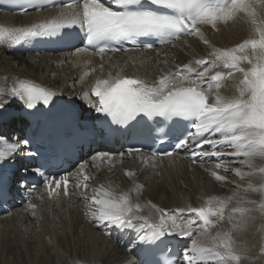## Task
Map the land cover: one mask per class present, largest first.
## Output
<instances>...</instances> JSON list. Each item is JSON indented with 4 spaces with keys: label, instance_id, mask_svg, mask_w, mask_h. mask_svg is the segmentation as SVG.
<instances>
[{
    "label": "snow or ice",
    "instance_id": "6c2138e0",
    "mask_svg": "<svg viewBox=\"0 0 264 264\" xmlns=\"http://www.w3.org/2000/svg\"><path fill=\"white\" fill-rule=\"evenodd\" d=\"M25 2L35 11L49 6L43 0ZM51 6L59 9L56 15L27 26H0V46H27L37 39L62 37L65 30L75 29L74 35H79L86 46L77 48L73 55L79 57L91 49L101 61L109 53L149 51L157 45L174 49L181 40L187 45V37L210 48L205 56L175 63L174 70L163 71L151 83L125 75L123 68L115 73L109 70L106 77H97L82 96L89 104L93 103L91 97L97 98L95 111L110 117L112 124L162 118L185 125L176 137L174 151H153L143 156L140 148H128L119 154L121 158L140 154L145 166L155 168L161 156L172 157L179 155L178 150H185L193 164L199 161L203 165L201 157L215 158L216 170L205 169L215 181H227L217 171L222 170L231 172L242 183L235 185L232 196L207 197L200 206L186 204L174 209L141 203L144 185L135 181L134 171L124 173L133 182L129 190L118 191L110 183H101L89 194V182L96 177L88 169L100 170L107 164L111 170L113 166L111 153L97 152L79 162L75 171L52 174L42 170L43 166L25 168L20 189L41 201L45 196L50 200L78 196L85 204V216L94 226L135 233L130 241L135 256L155 251L163 238L176 236L186 239L187 244L181 256L164 264H241L246 257L238 251L233 233L246 225L252 213L264 215V0H61ZM238 20L247 25L249 35L232 47H216L202 30L210 26L219 31L220 24ZM138 38H146L147 42L138 44ZM122 41L132 42L133 47H122ZM163 63L169 61L164 59ZM90 64V60L85 61L86 66ZM109 65L110 69L116 67L111 57ZM99 69L103 73V62ZM94 72L95 67H86L80 82ZM229 78L235 81V94L225 96L220 90ZM0 94L23 101L28 109L40 103L49 105L57 95L32 80L19 78H13L11 87L0 89ZM7 98L0 99V108L10 102ZM22 143L27 145L28 141ZM20 150L21 142H10L0 135V162ZM229 164L240 166L230 168ZM29 174L38 179L29 183ZM37 185H42L40 191ZM249 193L259 194V203L248 199ZM233 201L237 206L229 210ZM36 208L29 200L25 210L31 209L35 216ZM145 209L148 214H144ZM225 221L231 225L227 230L223 228ZM105 234L111 235V231ZM128 264L137 261L129 260ZM139 264L161 262L140 260Z\"/></svg>",
    "mask_w": 264,
    "mask_h": 264
},
{
    "label": "bare ground",
    "instance_id": "6f19581e",
    "mask_svg": "<svg viewBox=\"0 0 264 264\" xmlns=\"http://www.w3.org/2000/svg\"><path fill=\"white\" fill-rule=\"evenodd\" d=\"M59 9L42 12L13 15L0 12V26L21 27L27 26L41 18L56 15ZM207 39L216 47H232L248 38L247 25L242 21L220 24L219 31L212 30L210 26L202 28ZM188 44L178 41L176 48L164 46L151 52H127L109 53L101 61L96 55L90 53L79 57L74 52L59 55H32L25 57L10 56L8 47L0 46V89L11 87L13 78L28 79L51 89L73 104L77 105L84 113L89 109L95 111L94 99L89 104L83 100V91L87 90L99 76H107L109 70L115 73L120 68L125 75L137 76L148 82L155 81L163 71L172 68L175 63H186L194 56H205L211 50L199 40L187 37ZM157 53H160L158 56ZM167 53V56H165ZM109 57L116 67L110 69ZM131 58V59H130ZM169 63L165 65L163 60ZM91 61L85 65V61ZM104 63V71L101 73L99 64ZM75 65V66H74ZM86 67H95L92 73L83 83L79 77ZM222 69H217L220 71ZM239 74H237L238 76ZM234 79L229 78L224 82L221 93L225 96L235 94ZM0 94V99H5ZM9 103L0 108V118L10 120L6 125L10 136L16 135L13 129H17L18 104L17 99L7 98ZM14 119V120H13ZM24 124L23 121H21ZM12 129V131H11ZM15 139V138H12ZM188 154L184 157H174L165 160H156V167L145 166L140 157H118L113 160L111 170L107 164L100 170L89 168L96 179L90 181L91 189L101 183L111 184L118 191H127L133 187V182L124 174L125 171L136 173L135 181L143 184L140 194L141 203L151 202L160 208L174 209L186 204L200 206L207 197L232 196L236 184L242 182L231 172L220 171L227 177L226 182L215 181L209 174V170H216L215 158H203L201 165L191 164ZM227 159V158H226ZM7 166L12 167L16 160L14 155L5 160ZM257 164H261L258 160ZM239 164H229L230 168L239 167ZM246 170V169H244ZM254 183L258 181L254 180ZM72 187V186H71ZM38 189L37 191H40ZM247 198L260 201L259 194L249 193ZM37 205L36 215L32 210H25L27 205L15 210L9 216L0 218V263L4 264H128L129 260H136L133 251L125 249L116 238H110L105 233L112 229L96 227L85 216V204L81 198L73 195L71 198L48 199L43 201L35 195L30 198ZM237 206L235 201L229 205V210ZM251 206V205H250ZM148 210L145 209V213ZM231 225L225 221L223 228L229 229ZM264 215L258 212L252 213L246 225L241 226L233 233L240 251L246 259L241 264H260L261 247L263 240ZM123 231V230H122ZM129 231V235L131 231ZM183 239V238H182ZM187 243V240L184 239Z\"/></svg>",
    "mask_w": 264,
    "mask_h": 264
},
{
    "label": "rangeland",
    "instance_id": "374dc122",
    "mask_svg": "<svg viewBox=\"0 0 264 264\" xmlns=\"http://www.w3.org/2000/svg\"><path fill=\"white\" fill-rule=\"evenodd\" d=\"M262 235H263L262 247H261L262 257H261V262H260V264H264V251H262V249H264V227H263V233H262ZM0 264H1V263H0ZM2 264H4V263H2Z\"/></svg>",
    "mask_w": 264,
    "mask_h": 264
}]
</instances>
